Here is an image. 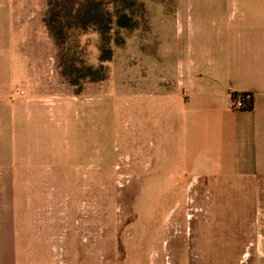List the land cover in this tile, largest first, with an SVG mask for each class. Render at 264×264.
I'll use <instances>...</instances> for the list:
<instances>
[{
    "label": "rangeland",
    "instance_id": "1",
    "mask_svg": "<svg viewBox=\"0 0 264 264\" xmlns=\"http://www.w3.org/2000/svg\"><path fill=\"white\" fill-rule=\"evenodd\" d=\"M18 1L27 4L22 15L34 68L20 89L27 97L51 91L75 98L79 146L70 159L77 164L44 185L42 208L56 218L60 236L59 250L50 249L45 264L237 261L227 247L233 233L212 231L211 189L206 203L185 200V178L166 135L172 102L164 101L162 89L200 38L212 35L214 19L251 16L264 0H94L103 10L129 14L134 27L112 25L106 79L90 81L79 73L77 85L61 76L59 56H71L76 68L95 65L102 41L95 27L83 33L71 28L69 10L81 0ZM47 11L62 33L61 47L42 21ZM223 210L228 218L229 207Z\"/></svg>",
    "mask_w": 264,
    "mask_h": 264
},
{
    "label": "crops",
    "instance_id": "2",
    "mask_svg": "<svg viewBox=\"0 0 264 264\" xmlns=\"http://www.w3.org/2000/svg\"><path fill=\"white\" fill-rule=\"evenodd\" d=\"M26 8L0 0V264H45L59 250V224L42 208L44 185L77 164L70 159L75 98L16 93L34 69ZM256 10L238 20L214 19L212 35L200 38L162 89L172 102L166 135L185 178V200L206 203L211 189L212 231L234 235L227 247L238 260L220 264H264V7ZM244 91L251 106L233 109L231 95Z\"/></svg>",
    "mask_w": 264,
    "mask_h": 264
},
{
    "label": "trees",
    "instance_id": "3",
    "mask_svg": "<svg viewBox=\"0 0 264 264\" xmlns=\"http://www.w3.org/2000/svg\"><path fill=\"white\" fill-rule=\"evenodd\" d=\"M75 6L73 10L68 11L71 17L69 20L71 28L83 33L90 26L95 27L94 29L100 33L102 41L101 45L98 46L97 64L95 65L76 68L71 56L66 54L60 55L58 68L60 69L61 76L71 85H77L79 73L81 78L90 81L104 80L108 74L107 63L112 58V49L109 45L111 39L106 36V33L112 29V25H116L119 28H133L134 24H131L132 17L121 11L118 7H110L103 10L99 2H95L94 0H81ZM42 21L55 46L61 47V43H63L60 42L62 33L59 27L54 24L52 13L49 11Z\"/></svg>",
    "mask_w": 264,
    "mask_h": 264
},
{
    "label": "built area",
    "instance_id": "4",
    "mask_svg": "<svg viewBox=\"0 0 264 264\" xmlns=\"http://www.w3.org/2000/svg\"><path fill=\"white\" fill-rule=\"evenodd\" d=\"M16 93L22 94L23 90H17ZM232 105L233 109H246L252 104V95L250 92H235L232 95Z\"/></svg>",
    "mask_w": 264,
    "mask_h": 264
}]
</instances>
